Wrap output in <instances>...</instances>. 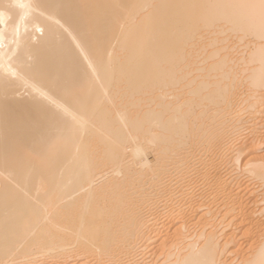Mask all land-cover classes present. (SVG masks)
Segmentation results:
<instances>
[{"label":"bare ground","instance_id":"bare-ground-1","mask_svg":"<svg viewBox=\"0 0 264 264\" xmlns=\"http://www.w3.org/2000/svg\"><path fill=\"white\" fill-rule=\"evenodd\" d=\"M0 264H264V0H0Z\"/></svg>","mask_w":264,"mask_h":264}]
</instances>
